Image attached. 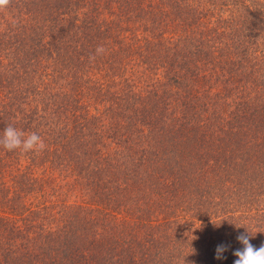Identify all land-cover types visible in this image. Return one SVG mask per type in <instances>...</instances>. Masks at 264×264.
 I'll use <instances>...</instances> for the list:
<instances>
[{
	"label": "trees",
	"instance_id": "1",
	"mask_svg": "<svg viewBox=\"0 0 264 264\" xmlns=\"http://www.w3.org/2000/svg\"><path fill=\"white\" fill-rule=\"evenodd\" d=\"M8 124L47 147L0 146V264H234L264 244V0H11Z\"/></svg>",
	"mask_w": 264,
	"mask_h": 264
},
{
	"label": "clouds",
	"instance_id": "2",
	"mask_svg": "<svg viewBox=\"0 0 264 264\" xmlns=\"http://www.w3.org/2000/svg\"><path fill=\"white\" fill-rule=\"evenodd\" d=\"M10 4L11 0H0V11L6 10ZM105 52L106 49L103 45L97 46L95 53L89 56V61L94 62L97 56L103 55ZM0 146L10 152L19 150L22 154L29 152L39 154L47 147L37 133H25L12 124H8L0 134ZM252 236L247 228L245 233L237 236L242 248L233 252V255L237 257L234 264H264V244H261L259 248L255 247L250 243ZM228 247L224 244L217 245L216 258H224L223 253L228 250Z\"/></svg>",
	"mask_w": 264,
	"mask_h": 264
}]
</instances>
